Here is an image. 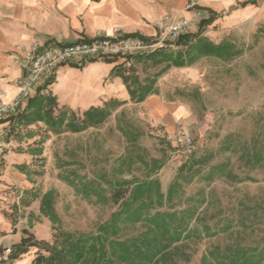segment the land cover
<instances>
[{"label":"rangeland","instance_id":"1","mask_svg":"<svg viewBox=\"0 0 264 264\" xmlns=\"http://www.w3.org/2000/svg\"><path fill=\"white\" fill-rule=\"evenodd\" d=\"M260 15L255 11L233 21L220 15L215 23L202 26L201 14L188 33L221 46V51L200 57L189 68L172 67L163 73L157 78L154 104L129 100L113 110L103 125L82 133L66 129L52 134L44 125H35L16 135L9 126L7 136L0 140L6 145L2 148L5 157L12 151L18 163L24 153L31 156V150L42 148V154L24 165L13 164L7 179L6 164L0 165V184L7 187L0 191V217L4 216L12 230L16 224V233L0 246L5 251L0 264H9L7 250L20 243L23 230L50 243L58 230L96 234L119 210L109 201L118 183H130L125 185L130 190L134 183L158 180L167 197L183 166L176 188L179 197L157 209L182 211L200 206L204 194L207 218L228 220L236 233L232 238L188 241L181 258L190 261L180 264H200L202 255L218 244L249 246L257 236H264V21H257ZM169 26L164 25L153 41L162 40L165 49L185 52L188 47L177 46V40L167 36ZM138 57L125 70L142 82L165 68L144 65L137 62ZM62 111H68L76 122L83 118L82 113L69 109H59L55 115ZM42 139L46 140L43 145L39 144ZM205 153L215 157L206 166L193 167L192 158ZM19 166H25L26 175L19 172ZM219 166H225L226 177L214 170ZM231 174L238 179L232 180ZM28 190L40 198L51 196L59 224L41 214L40 200L24 208L22 200ZM141 231V226H129L124 232L135 236ZM37 252L31 249L14 264H31Z\"/></svg>","mask_w":264,"mask_h":264},{"label":"trees","instance_id":"2","mask_svg":"<svg viewBox=\"0 0 264 264\" xmlns=\"http://www.w3.org/2000/svg\"><path fill=\"white\" fill-rule=\"evenodd\" d=\"M210 13L211 16L202 21V26H209L216 21L217 15L214 12ZM136 37L148 43L152 42L140 36ZM177 46L188 49L185 52L158 50L147 57L137 58V62L144 65L148 63L155 67L165 65L155 78L147 79L145 82H142L138 76L126 72L122 66L114 68L112 76L123 80L131 101L139 104L145 102L148 97L157 95V78L170 68H189L197 63L200 57L214 56L222 49L221 46L212 44L199 35L181 36L177 40ZM113 62L107 61V63ZM53 81L39 89L17 116L1 119L0 125L6 130L11 126L10 133L15 131L16 135H19L20 129L35 125H44L52 134L62 133L66 129L72 133H82L89 128L103 125L113 110L126 104L111 100L104 108H91L84 112L80 122L70 119L68 111L59 112L56 116L55 113L60 109L57 98L52 93H45L49 90V86L53 85ZM18 140H21V137ZM45 142L46 140L42 139L39 144L43 145ZM41 149L31 150L29 154L33 157L41 155ZM254 156L255 159L258 158L257 155ZM214 157L213 153H205L199 158H192L191 165L206 166ZM17 169L26 175L25 166H19ZM214 170H217L221 177H226L225 166H219ZM183 171L184 166L179 170L177 179L168 190L167 197L162 193L158 180L134 183L130 190L125 189V185L130 183H118L111 191L109 201L113 205H118L119 210L109 221L99 226L96 234L78 235L58 230L53 242L50 243L38 241L29 231L23 230V237L20 243L15 244L10 250L7 262L14 264L20 261L31 249L38 250L31 264H180L181 260L189 262V258H181L183 246L188 241L232 238L236 232L234 225L226 219L222 222H214L215 219L207 218L208 207L203 209L206 203L204 194L199 202L200 206H192L182 211L163 212L157 209L173 204L179 197L180 192L176 188L179 186L178 179ZM237 179V176L232 175V180ZM38 200L41 203V214L55 225L59 224L60 220L51 196L40 198L38 193L28 190L24 192L22 205L27 209ZM193 221L194 225H192ZM129 226L133 228L141 226L142 231L135 236H128L124 231ZM13 229L15 234V222ZM5 236L6 234L0 231V239ZM257 238L259 239L255 244L249 246L234 242L218 244L202 255L200 264H264V236ZM4 253V249L0 248V254Z\"/></svg>","mask_w":264,"mask_h":264},{"label":"crops","instance_id":"3","mask_svg":"<svg viewBox=\"0 0 264 264\" xmlns=\"http://www.w3.org/2000/svg\"><path fill=\"white\" fill-rule=\"evenodd\" d=\"M255 11L261 12L257 21H264V0H0V96L5 93L6 102L18 96L23 78L21 62L35 42L67 45L115 34L153 41L161 35L164 25L169 26L176 18L191 19L199 12L206 20L210 12H214L217 19L224 15L233 21ZM186 35L190 34L187 32L183 36ZM134 57L138 56L123 61L110 60L113 63H107V59L63 66L45 93L57 98L60 109L82 114L91 108H104L111 100L127 103L131 101L127 88L121 78L112 76V72L118 66L126 69ZM45 84H39L33 97ZM157 98L152 95L144 103L154 104ZM4 147L6 145L0 143V165L6 164L4 177L7 179L13 164L24 165L33 157L24 153L17 163L14 152L4 156ZM6 188L0 184V191ZM0 231L6 234L0 239L1 246L13 235L12 226L6 224L2 215Z\"/></svg>","mask_w":264,"mask_h":264},{"label":"built area","instance_id":"4","mask_svg":"<svg viewBox=\"0 0 264 264\" xmlns=\"http://www.w3.org/2000/svg\"><path fill=\"white\" fill-rule=\"evenodd\" d=\"M201 17L196 13L191 19L174 21L167 29V36L178 40L186 34L193 23ZM158 50H165L164 42H150L140 38H124L118 34L112 37L100 36L93 41L74 44L61 42H35L32 48L24 53L21 62L23 78L19 83V94L12 102L4 100L5 93L0 96V118L17 116L25 104L33 97L34 90L40 83L47 84L55 80L57 71L72 64L82 65L91 61L124 59L130 56L147 57ZM7 136V130L0 125V140ZM10 253V250H7Z\"/></svg>","mask_w":264,"mask_h":264}]
</instances>
